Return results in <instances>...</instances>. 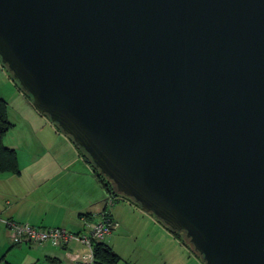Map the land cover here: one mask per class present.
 <instances>
[{"label": "water", "instance_id": "obj_1", "mask_svg": "<svg viewBox=\"0 0 264 264\" xmlns=\"http://www.w3.org/2000/svg\"><path fill=\"white\" fill-rule=\"evenodd\" d=\"M0 63L205 264H264V0H0Z\"/></svg>", "mask_w": 264, "mask_h": 264}, {"label": "rangeland", "instance_id": "obj_2", "mask_svg": "<svg viewBox=\"0 0 264 264\" xmlns=\"http://www.w3.org/2000/svg\"><path fill=\"white\" fill-rule=\"evenodd\" d=\"M0 98L8 103L7 119L10 124L4 144L17 152L20 165L24 168L20 175L6 173L7 176H0L1 208L10 207L8 201H12L13 195L16 194L15 189L18 192L21 191L19 195L22 196L25 195L24 187L35 186L42 182L36 180L31 174L35 168L39 167L37 171L45 170L50 165L59 168L55 165L56 163H52V160H58L56 156L58 152L67 155L60 163L62 167H69L70 172L46 171L48 184L43 190L47 191L48 196L54 192L56 194L63 192L64 196L68 194L70 198H67L69 200L67 209L72 208L74 201L72 194H75L77 200H80V197L87 198L88 192L86 191L85 195L84 187L89 188L91 183L101 191L102 197L105 196L93 168L85 162L72 140L64 135L55 124H52L47 116L35 109L31 99L21 90L1 63ZM71 150L73 154L70 153ZM27 153L32 157L28 158ZM29 159L39 160L34 168L31 167L33 163L27 164ZM79 160L87 164L86 169L82 163H79ZM48 187H53L54 192ZM31 196L27 195L23 198L24 204H36L40 213L47 214V205L44 206L42 202L43 196L36 198L35 192ZM120 200L122 201L116 202L111 207L120 226L111 233L109 241L107 240V244L121 258L118 264H205L192 250V247L186 244L183 235H180V238L176 237L161 222L143 212L131 200H125V198H120ZM57 201L62 202L60 199ZM57 205L54 204L50 208V216L60 215L64 211V207L58 208ZM5 217L7 216H0V260L5 259V262L9 264H52L50 260L58 258L56 260L60 264H69V251L64 248L51 244L32 246L14 244L11 233L2 223V221L5 222L3 220ZM83 229L79 233H82ZM68 231L72 232L69 229ZM72 233L78 234V232ZM78 249L82 250L78 243L71 244L70 250L77 251Z\"/></svg>", "mask_w": 264, "mask_h": 264}, {"label": "crops", "instance_id": "obj_3", "mask_svg": "<svg viewBox=\"0 0 264 264\" xmlns=\"http://www.w3.org/2000/svg\"><path fill=\"white\" fill-rule=\"evenodd\" d=\"M72 151L73 150H71L70 153L73 154ZM56 156H57L59 161L57 159H55V160H52V163H56L55 165L59 168H56L55 166L51 167V165L49 167H47L45 170H41V171H37L39 169V167L35 168V171H33L31 174L33 176H35L34 178H36V180H40L42 182H40L39 184H37L35 186L24 187L23 192L25 195H22V196L19 195V192H21V191L18 192L17 189H15L14 191L16 194L13 195L12 201H10V200L8 201V203L10 204L9 208L3 209V208H1V205H0V216H2V215L7 216L3 220H13V221H16L18 223H21V222L29 223L31 225H34V226L40 227V228H64L66 230L69 229V230H72V232H78L79 233L80 231H82V228L84 227V223L82 220L83 216H89V219L91 221H94L97 218L98 214L104 208L106 193H105V196L102 197L101 191L99 189H97L92 183L89 184V186H88L89 188L84 187L85 195H86V191L88 192L87 198L80 197V200H81L80 201V200L75 199L76 198L75 194H72L74 201L72 203V208H70V209H67V207L69 206L68 205L69 200L67 198H70V196H68V194H65V196H64L63 192L56 194L54 192L53 187L52 188L48 187L49 189H52V191L54 192V194L52 193L51 195L48 196L47 191L43 190L46 188V186L48 184V182H47L48 179H46V171H48V170H55V171L59 170L61 172H70L68 170L69 167H65V166L62 167V165L60 163L61 160H64L67 155L63 154V152H58L56 154ZM70 156H73V155H70ZM75 156H77L76 152H75ZM30 157H32V155L28 154V158H30ZM39 160H41L40 157H39ZM39 160L34 161L33 159H29V162L27 164L31 165L33 163V165H31V167L34 168L35 163ZM76 160H78V159L76 158ZM18 161H19V166H20V171H21L24 168L20 165L19 155H18ZM79 163H82V165L84 166V169H86V167H87L86 163L83 164V162H81L80 160H79ZM25 168H27V167L25 166ZM5 175L6 174H0V176H5ZM9 175H13V174H9ZM34 192L36 193V198H38L39 196H43V198L42 197H39V198H42V200H43L42 202H43L44 206L47 205V210H48L47 214L46 213H40L38 211V207L36 204L35 205L24 204L23 198L27 195L32 197L31 195ZM61 198H63V199H61ZM57 199H60L62 202H60V201L58 202ZM97 200H98V202H97ZM100 200H101V204H99ZM53 202H55V203H53ZM33 203H35V201H33ZM54 204L55 205L58 204L56 206L58 208L64 207V209H63L64 211L61 212L60 215L55 214V216L52 217L49 215V211H50V208ZM114 218L116 219L115 215H114ZM2 223H4V221H2ZM110 236H109V238H110ZM28 246H30V245H28ZM56 259H58V258H55L54 260H50L53 262L52 264H60V262L57 261Z\"/></svg>", "mask_w": 264, "mask_h": 264}, {"label": "built area", "instance_id": "obj_4", "mask_svg": "<svg viewBox=\"0 0 264 264\" xmlns=\"http://www.w3.org/2000/svg\"><path fill=\"white\" fill-rule=\"evenodd\" d=\"M114 204V196L106 195L104 208L94 221H91L87 216L82 217L84 229L82 233L78 234L64 228H40L13 220H5L4 224L11 233L14 244H51L69 251V264H97L94 244L106 243L111 233L120 226L111 209ZM74 242L78 243L82 250H70V246Z\"/></svg>", "mask_w": 264, "mask_h": 264}, {"label": "trees", "instance_id": "obj_5", "mask_svg": "<svg viewBox=\"0 0 264 264\" xmlns=\"http://www.w3.org/2000/svg\"><path fill=\"white\" fill-rule=\"evenodd\" d=\"M7 110H8V103L4 99L0 98V174L9 173L13 175H20L21 171H20L17 152L14 149L5 146L4 144V138L10 126L9 121L7 119ZM77 149L81 152L85 162L91 165V167L93 168L97 177V181L100 183L101 188L104 190L106 195L114 196L115 203L118 201H122L120 200V198H125L126 200L127 199L126 197L118 194L114 184L110 182L107 178H105L94 167L88 155L85 154L82 149L78 147ZM137 206L139 207V205ZM165 228L178 238H180V235H183L182 233H178L170 230L167 226H165ZM94 252H95L97 264H118L121 260V258L112 250V248L107 243H95ZM0 264H9V263L5 262V259H2L0 260Z\"/></svg>", "mask_w": 264, "mask_h": 264}]
</instances>
